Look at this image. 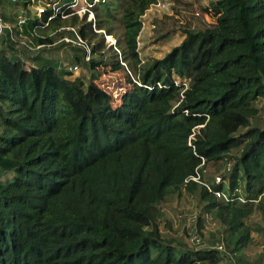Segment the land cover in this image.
<instances>
[{
    "label": "trees",
    "instance_id": "obj_1",
    "mask_svg": "<svg viewBox=\"0 0 264 264\" xmlns=\"http://www.w3.org/2000/svg\"><path fill=\"white\" fill-rule=\"evenodd\" d=\"M194 1L152 19L151 43L173 44L142 60L158 0H86L81 15L72 0H0V264H264V247L249 256L263 229L248 225L264 219V0ZM197 9L212 26L193 31L183 14ZM20 17L37 49L15 39ZM59 28L78 77L45 48ZM106 71L130 85L118 104L99 85ZM185 192L198 222L219 224L210 247L160 229V206Z\"/></svg>",
    "mask_w": 264,
    "mask_h": 264
},
{
    "label": "rangeland",
    "instance_id": "obj_2",
    "mask_svg": "<svg viewBox=\"0 0 264 264\" xmlns=\"http://www.w3.org/2000/svg\"><path fill=\"white\" fill-rule=\"evenodd\" d=\"M178 2L194 4V0H158L157 4L150 7L142 17V29L138 38V48L140 53V58L142 60H150L153 57L160 55V50H167L170 44H165L162 46V42L158 45L151 43L150 37L153 33V18L161 19L163 15H172L174 13V7ZM40 2H34L30 10L32 12H38ZM77 13L79 15L86 12V3L82 0L77 2L76 6ZM85 10V11H84ZM186 19L189 20L193 25V31L203 30L207 27L212 26L213 20L216 17V14L212 10L206 12H201L200 9L193 14H183ZM94 15L90 14L89 19H93ZM172 22L163 27L164 30L172 29ZM65 29H68L67 27ZM15 39L18 41L19 46H27L32 49H37L40 46L38 41V35L27 25V23L16 26L15 28ZM56 32H47L52 37H54V43L51 46L45 47L47 49H52L51 57L57 60L59 63H66L71 68V59L73 57V51L68 46H61L62 43L61 36L58 31ZM184 32V30H181ZM107 40H112V43H115V38L107 36ZM66 42H72L71 39L65 38ZM79 42H82L81 40ZM61 46V48H60ZM44 49V48H43ZM82 70L80 67L74 72V77L80 76ZM99 85L104 90L108 91L113 95L115 102L113 104H118L120 96L130 88V85L126 82V76L123 72L113 73L111 71H106L102 73ZM255 105L262 111V116L264 113V98L259 99L255 102ZM208 178L217 177L218 175L213 172V170H208L206 172ZM227 185L224 186L226 190ZM162 218L160 219V229L161 231L168 235V237L174 238L176 241L185 243L190 249L200 250L202 248H207L211 246V242L220 237L219 224L212 219L211 215L204 214L201 217V221L198 222V217L200 216L202 209V203L200 202L196 194L182 193L180 196H175L168 199L161 206ZM167 223V225H166ZM248 225L252 228L257 229L262 228V234L258 231H253V244L252 250L249 252V256L252 260L256 259L259 254L262 253L264 247V219L260 215H254L248 220ZM170 226V227H169ZM196 233L201 238L200 244H194L191 242L190 234ZM217 245V244H216ZM213 247V246H212ZM215 247V245H214ZM213 247V248H214Z\"/></svg>",
    "mask_w": 264,
    "mask_h": 264
},
{
    "label": "built area",
    "instance_id": "obj_3",
    "mask_svg": "<svg viewBox=\"0 0 264 264\" xmlns=\"http://www.w3.org/2000/svg\"><path fill=\"white\" fill-rule=\"evenodd\" d=\"M79 1H82V0H72V7H74L75 9H76V6H77V2H79ZM85 3H86V11H87V2H86V0H83ZM77 10L78 9H76V12H77ZM42 9L41 8H39L38 9V13L39 14H41L42 13ZM85 11V10H84ZM78 14H80V13H78ZM90 14H92V13H90ZM89 14V15H90ZM26 23V20L24 19V18H19V20H18V22H17V26H21V25H23V24H25ZM4 28H8V29H10V26L9 25H7V24H5L1 19H0V35H1V33H2V31H3V29ZM68 29H70V30H73V29H71V28H68ZM74 31V30H73ZM109 41H112L111 39L109 40ZM82 43V42H81ZM42 46V45H41ZM40 47V46H39ZM78 68L77 67H73V68H71L70 70H71V72H75L76 70H77ZM200 127H202V126H200ZM191 139L193 138V135L190 137ZM216 182H219L220 181V178H219V176H217L216 178ZM193 180L194 181H197L198 180V178L197 177H195V178H193ZM215 195H216V197L217 198H219V199H222V200H228V195H225V194H223V193H221V192H216L215 193ZM190 240H191V242L192 243H194V244H200L201 243V238L198 236V235H196L195 233H191L190 234V238H189ZM216 249H218V250H222V247L220 246V245H217L216 247H215Z\"/></svg>",
    "mask_w": 264,
    "mask_h": 264
}]
</instances>
